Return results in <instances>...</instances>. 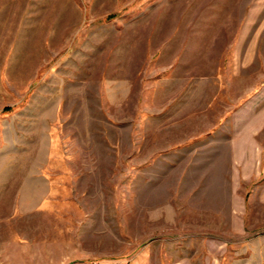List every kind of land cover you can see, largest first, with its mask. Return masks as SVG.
I'll use <instances>...</instances> for the list:
<instances>
[{
    "label": "rangeland",
    "instance_id": "1",
    "mask_svg": "<svg viewBox=\"0 0 264 264\" xmlns=\"http://www.w3.org/2000/svg\"><path fill=\"white\" fill-rule=\"evenodd\" d=\"M258 216L264 0H0V264H264Z\"/></svg>",
    "mask_w": 264,
    "mask_h": 264
},
{
    "label": "crops",
    "instance_id": "2",
    "mask_svg": "<svg viewBox=\"0 0 264 264\" xmlns=\"http://www.w3.org/2000/svg\"><path fill=\"white\" fill-rule=\"evenodd\" d=\"M247 160H248L247 161L248 164L255 165L257 163V161H256L257 160V156L254 154V156L252 158L251 157L250 158H247ZM255 171L256 170H253L252 171L253 173H247V174H245L244 177L245 178H250L251 176L257 175V174H254ZM256 172L260 173V168ZM236 219H239V221H241V224L239 226H237V229L240 230V231H244L245 230V224H244V221H243L242 217L240 216V218H239V216H235V221L237 223V220ZM256 223H260L261 225H264V217L261 218V217L258 216V220H257ZM235 228H236V226H235Z\"/></svg>",
    "mask_w": 264,
    "mask_h": 264
}]
</instances>
